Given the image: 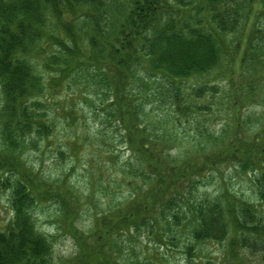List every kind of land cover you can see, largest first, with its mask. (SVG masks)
I'll return each mask as SVG.
<instances>
[{"label":"trees","instance_id":"1","mask_svg":"<svg viewBox=\"0 0 264 264\" xmlns=\"http://www.w3.org/2000/svg\"><path fill=\"white\" fill-rule=\"evenodd\" d=\"M260 17L264 0H0V169L13 210L0 228V264H52L48 237L37 231L31 214L44 191H36L35 175L15 165L12 155L21 144H37L32 134L44 139L53 133L52 119L42 112L49 105L42 90L45 85L54 91L56 83H74V93L80 90L78 96L92 114L103 113L109 124L114 121L119 142L133 155L126 163L128 174L148 183L144 192L134 190L123 208L95 217L93 242L87 243L73 227L80 249L74 264H158L136 257L119 261L121 246L112 237L131 227H157L173 240L179 239L175 231L180 236L186 232L184 264H245L250 259L258 264L255 257L261 255L264 261V123L255 135L227 127L218 135L207 129L189 132L191 125L201 123L198 114L211 110L210 103L199 105L196 99L207 91L214 95L218 88H184L216 68L230 53V42L239 47L245 32L238 61L241 66L259 64L252 71L260 72ZM38 65L49 74L45 83L36 72ZM256 85L248 82L245 93L251 94ZM245 98L228 94V109L234 112ZM165 114L172 116L169 123ZM246 119L252 120L249 115ZM181 124L190 125L180 131L176 126ZM187 133L197 156L173 159L170 146L177 134ZM219 141L226 143L221 149L214 147ZM225 163L251 172L254 201L225 192L210 201L194 200L197 188L206 184L205 174ZM13 175L17 181L12 184ZM64 208L58 206V211ZM65 214L70 221L76 218L73 210ZM109 241L111 253L107 249L104 256ZM196 244L219 251L193 259Z\"/></svg>","mask_w":264,"mask_h":264},{"label":"rangeland","instance_id":"2","mask_svg":"<svg viewBox=\"0 0 264 264\" xmlns=\"http://www.w3.org/2000/svg\"><path fill=\"white\" fill-rule=\"evenodd\" d=\"M258 26L264 28V17H260ZM261 32L263 33V31ZM245 35L246 32L240 36L239 47L235 48L233 41L228 44L231 54L228 53L222 57L221 63L216 68L192 78L184 85L188 92L202 86L218 88L214 95L211 91H207L202 98L196 99L199 105L210 103L211 110L198 114L201 123L191 125L189 132H195L196 129L205 132L207 129L214 135H218L222 128L227 127V129L236 132L243 130L248 134L254 133L255 135L263 126L264 67L256 73L252 71V67L256 65L255 67L258 68L259 64L245 62L242 66L240 65L238 60L241 58L240 54L244 48ZM236 40L238 38L234 36V43ZM261 46L264 48L263 43ZM262 53L264 50L260 51V54ZM262 59L264 60V57ZM38 68L36 72L43 75L45 83L49 74L43 71L41 65H38ZM250 81L257 82V85L256 89L254 87L251 94L247 95L245 92L249 90L246 85ZM153 82L158 81L153 80ZM60 85L64 86L59 87V83H56L58 88L54 91L49 86L45 88L44 85L42 90L45 92L42 99L49 101V105H46V109H42V112L52 119L53 133L44 139H38L35 134H32L30 137L37 139V146L29 143L21 144L18 149H14L12 161L15 165H23L25 171H28L27 173L34 174L33 177L36 179L33 185L36 186V191H44L31 208V214L35 219L37 231L48 237L49 261L52 264H74L80 249L76 243L73 227L77 228L78 234L86 238L87 243L93 242L90 231L94 228L95 217L108 211H115L117 208H123L134 190L142 193L148 183L144 182L143 178L128 174L127 166L129 165L126 163L133 155L127 147L119 142V138L116 136L118 130L114 127V121L109 124L105 122L103 113L96 116L94 113L92 114L91 108L82 102L81 96H78L80 90H77L76 94L74 93L76 91L74 83H70L68 86H65L64 83ZM228 94H239L246 97L239 108H236V113L232 108L228 109L226 99ZM260 113L263 117L257 127V117ZM152 114L156 113L152 112ZM166 115L163 116V119L169 123L172 116ZM248 115L252 120L246 119ZM235 116L239 119H235ZM150 117L152 121V116ZM236 123L238 125L241 123L243 126H236ZM104 125L106 127H103ZM189 125L181 124L176 127L182 131ZM149 127H152L151 123ZM174 129L176 128L174 127ZM168 130L172 129L168 127ZM189 135L190 133H187L186 136L177 134L175 144L170 146L173 159L180 161L186 156H197L192 142L188 139L191 137ZM197 139L199 142L205 141L204 138ZM16 141L21 143V139ZM225 144L219 141L214 147L221 149ZM211 146L209 143L207 148L210 149ZM0 149H2L1 144ZM3 155L9 156L5 153ZM176 156L178 158H175ZM3 172L0 169V228L4 227L13 216L9 201L10 190L2 185L1 178L5 177ZM16 172L19 171L16 170ZM247 172H242L229 163L221 165L217 170L207 172L203 179L206 184H201L197 188L194 200L210 201L219 193L224 194L225 192L226 195L237 199L254 201L255 197L249 181L251 172ZM16 176L18 177V174ZM16 176L11 177L10 183L17 181ZM224 188L225 190H223ZM56 198H60L59 205ZM58 206L65 207V212L66 210L75 211L74 221L65 219V212L58 211ZM177 232L175 231V235L179 239L173 240L170 239L167 232L158 231L157 227H141L137 231L131 227L129 231L114 234L112 242L114 240L121 246L123 254L119 261L136 257L158 264H184L187 259L185 246L189 242L186 232L181 236L180 230ZM156 233L159 234L158 237ZM109 246H111L110 241L104 248L106 254L103 250L104 256L107 255V249L111 253ZM193 248V259H206L213 254L216 255L219 251L218 248H212L208 244H196ZM108 256L110 257V255ZM261 257H255L259 261L258 264H264V261L260 260ZM113 258L115 255H112L111 259ZM251 261L250 259L245 264H254ZM95 264H111V262L105 263L104 260H100Z\"/></svg>","mask_w":264,"mask_h":264}]
</instances>
